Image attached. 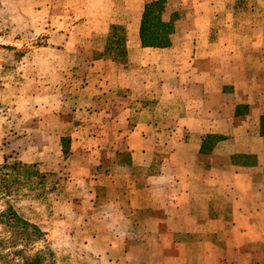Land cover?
Instances as JSON below:
<instances>
[{"label": "rangeland", "instance_id": "obj_1", "mask_svg": "<svg viewBox=\"0 0 264 264\" xmlns=\"http://www.w3.org/2000/svg\"><path fill=\"white\" fill-rule=\"evenodd\" d=\"M119 1L0 0V165H33L12 183L0 210L9 200L42 229L45 239L31 252L50 248L54 264H137L147 254L134 248L165 240L144 235L148 224L138 220L142 215L128 196L132 182L166 172V120H143L137 128L154 138L150 145L132 140L140 121L131 120L132 114L140 104L160 100L137 90L153 86L160 74L151 68L143 83L130 79L131 68L102 60L125 58L118 43L128 19L109 33L94 29L107 24L113 4H119V15L138 5ZM229 5L236 22L230 32L257 42L264 30V0ZM258 46L246 45L252 52ZM130 106L132 111L126 110ZM133 145L143 153L135 154ZM248 256V264H264V246Z\"/></svg>", "mask_w": 264, "mask_h": 264}, {"label": "crops", "instance_id": "obj_2", "mask_svg": "<svg viewBox=\"0 0 264 264\" xmlns=\"http://www.w3.org/2000/svg\"><path fill=\"white\" fill-rule=\"evenodd\" d=\"M134 1L138 5L126 7L125 15L113 4L114 18L94 29L109 33L128 19L118 43L125 58L102 60L131 68L130 79L143 83L151 68L161 76L137 90L160 100L144 102L132 114L131 120H140L132 140L150 145L154 138L137 128L143 120H166V172L132 182L128 196L142 215L138 220L148 224L144 235L165 240L134 248L147 254L137 264H248L247 255L264 246V30L257 42L231 33L234 0H164L162 21H174L171 43L146 47L143 15L157 0ZM248 44L259 45L258 51H248Z\"/></svg>", "mask_w": 264, "mask_h": 264}, {"label": "trees", "instance_id": "obj_3", "mask_svg": "<svg viewBox=\"0 0 264 264\" xmlns=\"http://www.w3.org/2000/svg\"><path fill=\"white\" fill-rule=\"evenodd\" d=\"M165 1L157 0L147 4L141 25L143 46L164 47L170 45V35L174 31V21H162ZM21 161L5 162L0 165V201L7 199L12 192V183L19 181L23 170L29 169ZM0 210V264H54L50 248H41L31 252L34 244L45 239V232L36 224L24 218L14 204L8 202Z\"/></svg>", "mask_w": 264, "mask_h": 264}]
</instances>
